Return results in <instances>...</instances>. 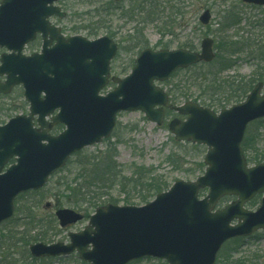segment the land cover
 Listing matches in <instances>:
<instances>
[{"label":"water","instance_id":"95a60500","mask_svg":"<svg viewBox=\"0 0 264 264\" xmlns=\"http://www.w3.org/2000/svg\"><path fill=\"white\" fill-rule=\"evenodd\" d=\"M58 1L0 2V48L7 49L0 58V77H6L0 80V93L22 85L30 104L28 115L0 126V225L14 215L19 194L43 188L72 154L108 138L118 112L141 110L162 125L169 94L157 82L168 80L177 69L215 57L211 37L202 40L200 51L146 48L131 74L113 76L116 88L101 95L110 82V64L118 45L109 36L95 40L64 36L50 20L66 16ZM242 1L264 6V0ZM210 19L207 9L200 21L208 24ZM39 34L41 51L25 54V46ZM262 87L259 82L243 102L219 114L195 101L172 106L187 116L170 121L175 139L208 147L204 174L194 181L177 180L142 206H99L82 231L69 233V243L36 242L29 246L31 254L55 257L76 251L91 264H129L144 257L169 264H215L226 241L264 230V162L248 166L242 148L248 124L264 117ZM59 123L66 129L51 135ZM14 156L16 163L2 173ZM204 189L208 193L200 197ZM259 193L263 194L260 206L255 211L247 209L245 204ZM227 195L237 199L217 208ZM55 214L61 227L83 219L71 208H59Z\"/></svg>","mask_w":264,"mask_h":264},{"label":"rangeland","instance_id":"374dc122","mask_svg":"<svg viewBox=\"0 0 264 264\" xmlns=\"http://www.w3.org/2000/svg\"><path fill=\"white\" fill-rule=\"evenodd\" d=\"M160 1H162L160 8L163 10L164 19L160 18L162 20L141 25L144 30L139 38L148 41L144 46L156 50L164 46L178 48L187 45V43H194L193 48L199 51L202 39L210 36L215 40V58L211 62L200 63L202 64L201 68L205 71V76L203 75L202 78L193 80L190 78L192 71L183 70L177 73L175 77L167 82L159 83V85L165 90H169L172 86L175 88L178 86L186 93V98H180L177 102H173L176 104H182L188 100H198L203 106L218 113L224 108L239 103L235 99L228 98L225 94L228 82H240L245 79L247 81V79L256 78L260 73L264 76V6L248 4L242 0H216L213 8H208L207 4L201 3L205 0ZM58 4L66 11L67 15L64 18L53 16L51 18L53 24L60 26L66 36L82 35L90 40L105 35L112 37L110 32H113L115 36L112 38L119 43L120 50L112 62V74L122 78L131 72V63L135 61L140 50L145 48L141 45H139L140 47L134 46L139 38L133 39V41L129 38V35H134L141 20L137 22L129 20L125 18L126 16H121L120 11H116L108 17L106 23L101 22L99 15L103 12V10L100 11L103 0H59ZM175 7L182 9L177 10ZM205 9H210L212 13L208 25H203L199 20ZM168 16H173L176 23L173 28L162 30V23ZM231 19L234 20L231 21ZM234 45L236 46L234 47ZM237 45L241 46L237 48L238 51L228 55L227 52L230 51V48L236 49ZM40 47L41 41L37 39L36 42L28 44L24 52L29 54L39 50ZM5 51L6 49L0 48V56ZM212 72L217 73L216 77H213ZM216 78L219 79L218 83L214 82ZM212 79L214 80L212 81ZM257 82H254L253 87ZM115 86V83H111L102 93L110 91ZM219 86L223 87L224 90L219 89ZM262 91L264 92V88ZM24 101L26 100L21 87H17L8 97L0 98V124H5L16 114L27 113L29 104L28 102L24 104ZM174 117H179V115L168 110L165 122L158 126L140 110L118 113L116 126L110 137L73 155L66 166L51 177L49 187L54 188L37 193L27 192L16 200L17 209L19 208V211L15 212L16 217L19 216L18 214L25 215L29 207L33 206V215L38 220H42L44 225L37 223L29 228L22 226L18 229L14 228L17 224L16 221L2 225L0 240L3 239V243L0 242V264L3 262V264H32L28 246L27 252L24 248L25 242H17L13 239L5 241L6 235L17 234L16 237H19L20 231H24L25 236L30 233L35 235L41 231V233L46 232L52 239L45 242L69 241L68 233L70 231L79 232L87 226L89 217H85L84 220L68 228H61L55 217V210L59 206L82 211L74 205H82L88 196L82 194L75 196L69 190H64L67 193V198L59 195L60 188L58 189L56 186L67 182H69L68 187L71 188L87 184L88 179L81 170L82 166H85L84 163L94 160V165H101L104 160L112 156L117 165L115 169L118 175L115 182L117 184L110 182L109 186L104 188H91L95 189L94 192L92 190L89 192L91 199L89 205H94L91 208L92 212L97 207L109 203L142 206L152 201L156 194L149 196L150 194H147L149 188L137 183L149 177L148 183L153 178H157L158 183L161 182L166 191L177 180L194 181L202 175L206 169L204 158L207 147L176 141L168 127L169 121ZM3 121L4 123H2ZM261 127V131L264 133V121ZM60 130L62 128L55 132L58 133ZM261 139L260 146L264 150V136ZM81 163L83 164L81 165ZM137 173L138 181L135 180ZM205 194L206 192L202 195ZM143 196L148 199H143ZM260 198L261 195L254 197L246 204V207L255 210L259 206ZM48 203H51L50 207L47 206ZM70 203H74V205ZM227 203L228 201L225 202V204ZM85 206L83 204L81 207L84 209ZM52 223L56 225L53 228L49 227ZM243 243V247L235 255L237 259L248 260V258L258 259L259 257L258 262L264 263V231L256 232L254 236L246 238ZM33 264L89 263H85L77 254H73L48 261L38 260ZM132 264L168 263L162 259L150 257L140 259ZM216 264L232 263L219 257Z\"/></svg>","mask_w":264,"mask_h":264},{"label":"trees","instance_id":"16d2710c","mask_svg":"<svg viewBox=\"0 0 264 264\" xmlns=\"http://www.w3.org/2000/svg\"><path fill=\"white\" fill-rule=\"evenodd\" d=\"M1 1V0H0ZM216 2V0H205L201 3H205L207 4L208 8H213L214 3ZM161 5H162V1L160 0H120L118 2H114L112 0H103V5H101L100 11L103 10L102 13H100L99 15V20L101 22L106 23V20L108 19V17H110L114 12L116 11H120L121 16H126L125 18L129 19V20H135L136 22L141 20L140 24L137 25V28L135 29V33L133 36L129 35V38H131V40L133 41V39L139 38V35H142L144 27H142L141 25L143 24L146 25L150 22H155V21H159L164 19V17L162 16L163 10H161ZM177 10H181V7H175ZM228 17H230V15H228ZM162 18V19H160ZM235 19V18H234ZM234 19H231L234 20ZM175 19L173 16H168L167 18H165V21H163L162 23V30L165 29H171L173 28V25L175 24ZM103 27V26H102ZM163 35L165 33H162ZM110 35L112 37H114V33L110 32ZM148 43V41L146 39H142L139 38V40L137 42H135V47L141 45L143 47L146 46V44ZM145 45V46H144ZM195 45L194 43L182 46L185 48H189V49H195L193 48ZM236 45H234L235 47ZM140 47V46H139ZM233 48V50L230 48V51H228V55L229 54H234L238 51L237 48H240L241 46L237 45L236 49ZM162 48H168V46H164ZM232 51V52H231ZM134 63H131V66H133ZM204 64V63H202ZM202 64H196L193 65L192 67H189L187 69H185V71H192L191 73V77L193 80H196L198 78H202L203 75L205 76V71H203V69L201 68ZM183 70H179L177 71L173 77H175L177 75V73L181 72ZM213 73V74H212ZM211 74L214 75L213 77H216L217 73L216 72H212ZM207 74V73H206ZM259 76H257L254 79H247V81L242 80L240 82H235V81H231L228 82L227 86V90L225 92V94L227 95L228 98H232L235 99L236 101H241L243 100L248 93L251 91V89L253 88V84L255 81H264V76L260 73L258 74ZM205 79V78H204ZM207 80V79H206ZM205 80V81H206ZM214 79H212L213 81ZM208 81V80H207ZM214 82H219V79L216 78L214 80ZM202 85V84H200ZM203 86V85H202ZM178 88V86H176ZM175 87H171L169 89L170 95H171V100L173 102H177L180 98H186L187 96H185L186 93H184L182 91V89H177ZM219 89H223V87L219 86ZM204 90V89H203ZM0 98L4 99L5 97L3 95H0ZM210 102V101H209ZM24 104H26L24 102ZM264 119H259L256 120L254 122H252L248 129H247V133L245 136V139L243 141V148L246 152L248 161L250 163H259L264 161V150L261 148L260 146V142L262 141L261 138H263L264 133L261 131V125L263 123ZM62 126L58 125L54 128V131H58L59 129H61ZM198 146V145H197ZM170 158V157H169ZM109 160V161H107ZM107 160H101L103 161V163L101 165L99 164H93L94 160H92L91 162L88 163H84L85 166H82V172L84 174V176H86V178L88 179V183L84 184L81 187H68V183L65 184H61L60 186H56L58 189L60 188V190L58 191L59 195H62L64 197H67V193L65 191H68L70 193H73L75 196H77L78 194H82L83 196H88L86 199H84V203L86 206L83 209L81 206L83 205H74V203H70L72 205H74L75 207H79L82 211H84V214L86 217H90L92 211L91 208L94 207V205H89L91 202V199L89 197L91 192L90 190H92L93 192L95 191V189H91V188H98V187H107L109 186L108 184H110V182L112 184H117L115 183L117 180V172L115 171L117 165L116 163L113 161V157L109 156V158ZM83 163H81L82 165ZM203 164L201 163V166ZM141 176V175H140ZM150 178V177H149ZM148 178V179H149ZM139 177H138V173L136 174L135 180L138 181ZM148 179H144L142 182H137L138 184L140 183V185H145V187L149 188V191L147 194L151 195H155L158 194L162 191L165 190V186L157 181V178H153L150 183L147 182ZM71 182V181H70ZM51 181L47 184V186L42 189L41 191H49L50 189L54 188V187H49ZM76 183V182H75ZM72 184V182H71ZM62 188V189H61ZM65 190V191H64ZM152 190V191H150ZM41 191H31V193H37V192H41ZM24 195V194H23ZM23 195H20L19 198H21ZM143 199L147 200L148 198H146L145 196L142 197ZM231 198L230 197H226L221 201V204H224L226 201H229ZM90 206V207H89ZM19 211V208L17 209V205H16V213ZM18 217H13L12 219H10L9 221H7L5 224L11 222V221H16V225L14 226L15 229H18V227H22L24 226L25 228H29L30 226H32L33 224H37L40 223L41 225H44L42 223V220H38V218L33 215V206H30L29 209L27 210V212L25 213V215H20L18 214ZM20 223H19V222ZM21 221H23L21 223ZM41 221V222H40ZM56 225L54 223H52L49 227L53 228ZM43 227V226H42ZM41 227V228H42ZM19 232V231H18ZM19 237H16L17 234H13L11 236L6 235L7 239L6 240H16L17 242H25V251L27 252V246H29L30 243L32 242H36V241H47V240H52L51 238H49V236L47 235L46 232L41 233V231H39L37 234L33 235L32 233H30L29 235L24 232V231H20L19 232ZM17 239H16V238ZM244 238H233L229 241H227L219 254L220 259H225L226 261L231 262L232 264H243L245 262H247L248 264H264V263H259L258 261L260 260L259 257L258 259L255 258H248V260H240L237 259L235 257L237 251H239L240 248L243 247ZM3 239L0 240L1 243ZM4 241V242H5ZM29 255V253H28ZM29 258L32 260V264L35 263L38 260L41 261H48L51 259H47V258H42V259H37L32 257L31 255H29ZM139 261V260H137ZM134 261V262H137ZM132 262V263H134ZM4 263V262H3ZM1 263V264H3ZM130 263V264H132ZM7 264V263H6ZM8 264H13V263H8Z\"/></svg>","mask_w":264,"mask_h":264},{"label":"flooded vegetation","instance_id":"af4514ba","mask_svg":"<svg viewBox=\"0 0 264 264\" xmlns=\"http://www.w3.org/2000/svg\"><path fill=\"white\" fill-rule=\"evenodd\" d=\"M2 123H4V122H2ZM0 125H2V124H0ZM58 125H60V124H58ZM58 125H56V126H58ZM56 126L53 127L52 133H56V132L54 131V128H55ZM61 126H62V125H61ZM15 161H16V157L11 158V159L9 160V162L6 164L5 167L7 168V167L10 166L11 164L15 163Z\"/></svg>","mask_w":264,"mask_h":264}]
</instances>
